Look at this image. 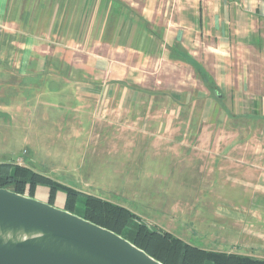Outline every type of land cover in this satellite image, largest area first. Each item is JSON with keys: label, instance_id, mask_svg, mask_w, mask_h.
<instances>
[{"label": "crops", "instance_id": "1", "mask_svg": "<svg viewBox=\"0 0 264 264\" xmlns=\"http://www.w3.org/2000/svg\"><path fill=\"white\" fill-rule=\"evenodd\" d=\"M235 46L264 49V0H0V131L31 130L36 172L191 245L264 260V158L224 127L196 129L209 112L149 77L161 61L226 71ZM250 102L240 115L264 120V98ZM45 135L55 149L38 146Z\"/></svg>", "mask_w": 264, "mask_h": 264}, {"label": "rangeland", "instance_id": "2", "mask_svg": "<svg viewBox=\"0 0 264 264\" xmlns=\"http://www.w3.org/2000/svg\"><path fill=\"white\" fill-rule=\"evenodd\" d=\"M229 63L228 70L208 72L211 84H215L216 92L208 91L201 80L205 81L200 72L192 65L169 64L161 61L159 64H154L151 69L155 73L150 74L152 77L161 78V94L170 95L172 93H182L192 96V102L187 103V110L191 109L194 114L202 115V112H209V117L195 118L193 120L194 127L201 128L206 123L211 128L224 127L225 142L251 141L256 146V154L259 159L264 158V120L260 118H250L246 115H240V112L248 111L252 104L250 100L264 98V49L259 50L251 46H235L227 54ZM223 58L222 55H209V66L212 67V62L219 63ZM217 68V67H216ZM218 73L227 74L228 81L221 82V88L215 83L217 79L213 75ZM201 79V80H200ZM153 79H150L152 81ZM206 82V81H205ZM208 81L207 83L210 84ZM222 89V90H221ZM220 98V99H219ZM251 103V104H250ZM262 111L264 110V103H260ZM197 115V116H198ZM205 121V123H204ZM8 129V128H7ZM12 129V136L8 142L4 140L6 132L0 131V162L14 161L21 165H25L23 158L30 159L32 152L25 151L29 147L26 144L25 135L31 130L24 126H14ZM7 131V130H6ZM8 134V133H7ZM215 135V134H214ZM188 137V136H187ZM193 142H198V135L190 136ZM213 141V140H212ZM51 142L47 139V135L39 136L38 146L43 149H55L54 145L46 143ZM43 144V145H42ZM53 179L57 181L54 177ZM59 182V181H57ZM63 185L73 187V184L59 182ZM44 187V186H43ZM38 188V187H37ZM77 189V188H76ZM26 193L28 190L26 189ZM103 194H106L102 192ZM35 197L42 201H48L49 197L42 192L35 193ZM76 213L83 216L85 209V198H81ZM150 224V223H149ZM150 226H152L150 224ZM128 235V230L125 231L124 236Z\"/></svg>", "mask_w": 264, "mask_h": 264}, {"label": "water", "instance_id": "3", "mask_svg": "<svg viewBox=\"0 0 264 264\" xmlns=\"http://www.w3.org/2000/svg\"><path fill=\"white\" fill-rule=\"evenodd\" d=\"M22 232L23 239H4ZM0 264H164L84 216L0 187Z\"/></svg>", "mask_w": 264, "mask_h": 264}, {"label": "trees", "instance_id": "4", "mask_svg": "<svg viewBox=\"0 0 264 264\" xmlns=\"http://www.w3.org/2000/svg\"><path fill=\"white\" fill-rule=\"evenodd\" d=\"M193 64L196 65L195 62ZM196 70L206 81L209 90L212 93L216 92L218 88L215 84H211L210 76L199 67H196ZM208 81L210 84L207 83ZM38 186L49 188L50 204L55 203L58 192L65 193L64 208L74 213L79 199L85 198L83 216L86 219L123 236L128 230L126 238L164 264H264V260L247 255L208 250L191 245L166 230L150 226L145 219L125 206L63 185L25 165L13 161L0 162V187L35 197Z\"/></svg>", "mask_w": 264, "mask_h": 264}, {"label": "bare ground", "instance_id": "5", "mask_svg": "<svg viewBox=\"0 0 264 264\" xmlns=\"http://www.w3.org/2000/svg\"><path fill=\"white\" fill-rule=\"evenodd\" d=\"M4 239H12V240H16V239H23L26 238L28 235L22 233V232H7L1 235Z\"/></svg>", "mask_w": 264, "mask_h": 264}]
</instances>
